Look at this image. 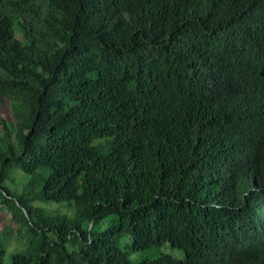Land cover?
I'll return each instance as SVG.
<instances>
[{
	"label": "trees",
	"instance_id": "1",
	"mask_svg": "<svg viewBox=\"0 0 264 264\" xmlns=\"http://www.w3.org/2000/svg\"><path fill=\"white\" fill-rule=\"evenodd\" d=\"M0 207V264H264V0H0Z\"/></svg>",
	"mask_w": 264,
	"mask_h": 264
},
{
	"label": "rangeland",
	"instance_id": "2",
	"mask_svg": "<svg viewBox=\"0 0 264 264\" xmlns=\"http://www.w3.org/2000/svg\"><path fill=\"white\" fill-rule=\"evenodd\" d=\"M6 222L9 223V219L7 217V213H6V211L4 210L3 207H0V228L1 229L3 228V223H6ZM106 225L107 224L101 225L98 230H103ZM129 245H131V242L129 241L128 238H125V240L123 242V247L129 246ZM15 246H13L12 248L14 249ZM162 251L164 253L170 254V255L175 256V257H182V254L179 251L173 250L170 246L164 247L162 249ZM156 254H157L156 251H153V252L148 253V254L132 253L131 254V260L133 262H137V261H141L142 259H145V258L151 259V258H154Z\"/></svg>",
	"mask_w": 264,
	"mask_h": 264
}]
</instances>
